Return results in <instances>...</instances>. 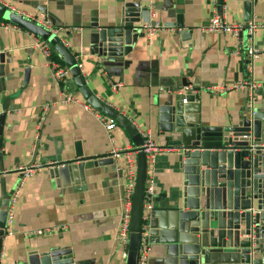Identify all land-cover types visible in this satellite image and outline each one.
I'll return each instance as SVG.
<instances>
[{
    "label": "crops",
    "instance_id": "obj_1",
    "mask_svg": "<svg viewBox=\"0 0 264 264\" xmlns=\"http://www.w3.org/2000/svg\"><path fill=\"white\" fill-rule=\"evenodd\" d=\"M172 1L183 29L190 33L187 39L174 34L175 19L160 10L162 0H0L7 9L30 18L45 15L50 28L75 55L91 91L126 115L143 140L148 133L158 148L165 149L151 164L156 193L151 218L145 223L152 231L146 242L148 264H173L164 255L160 239L166 238L172 224L173 196L180 186L177 154L170 148L173 142L159 132V105L171 95L179 98L193 93L202 120L223 125L237 117L247 102V91L223 90L219 85L264 80V25L254 35L257 55L251 72L243 52L244 33L241 55L234 57L231 52L239 45L232 36L202 30L213 9L227 22L246 23V1L250 2L248 21L264 24V0H222L219 8L217 0L215 4L213 0ZM130 2L149 8L137 24L139 33L132 36L130 45L123 46L122 56L99 55L98 35L91 24L97 23L99 29L118 24L124 5ZM145 23H158L160 28L148 36L141 28ZM36 41L45 42L0 18L6 93L20 92L10 101L14 108L7 111L1 133L0 178L16 197L13 230L3 237L0 264H29L28 254L49 246L70 249L74 264H126L127 250L125 253L115 239L123 190L118 167L128 154L136 163L135 147L120 126L105 129L98 118L104 115L84 101L72 77L68 86L79 101L63 103L61 87ZM26 68L28 81L20 90ZM111 83L116 84L115 89ZM183 83L190 90L180 94ZM77 140L86 159L84 181L80 188L58 187L50 180L48 168L51 163L75 160ZM113 151L123 153L116 165L92 164ZM28 165L36 169L24 177L19 168Z\"/></svg>",
    "mask_w": 264,
    "mask_h": 264
},
{
    "label": "water",
    "instance_id": "obj_2",
    "mask_svg": "<svg viewBox=\"0 0 264 264\" xmlns=\"http://www.w3.org/2000/svg\"><path fill=\"white\" fill-rule=\"evenodd\" d=\"M221 3L222 0H217L218 8ZM244 8L247 22L249 1L244 2ZM160 10L175 19L174 34L187 39L190 33L183 29L182 17L176 13L173 1L162 0ZM148 11L147 6L130 2L124 5L119 23L109 29H99L97 23H92L93 31L98 35V54L122 56L123 46L130 45L132 36L139 33L137 24ZM0 18L28 30L50 45L63 60L84 101L124 129L135 150L139 149L143 139L137 127L126 115L91 91L75 55L59 35L1 3ZM5 63V53L0 51V152L6 113L14 108L10 101L20 94L17 91L6 93ZM28 71V68L24 70L20 90L27 84ZM253 97L252 105L248 106L246 102L237 117L223 125H210L202 120L200 104L193 93L179 98L171 95L158 107L159 132L168 142H173L170 148L177 154L180 174V186L173 196L172 224L166 238L160 239L164 255L173 264H264V80L253 90ZM85 160L77 140L75 160L50 165V180L58 187L80 188L84 181ZM116 162L117 159L109 155L94 159L92 164L116 165ZM118 174L121 176V171L118 170ZM145 179L146 157L140 150L136 153L126 264H137L141 231L150 226L143 227L142 222ZM12 193V190H6L5 179L1 177L0 253ZM151 232L149 229L145 242ZM28 262L74 264L70 249L59 246L33 251L28 254Z\"/></svg>",
    "mask_w": 264,
    "mask_h": 264
},
{
    "label": "built area",
    "instance_id": "obj_3",
    "mask_svg": "<svg viewBox=\"0 0 264 264\" xmlns=\"http://www.w3.org/2000/svg\"><path fill=\"white\" fill-rule=\"evenodd\" d=\"M214 4L216 0H213ZM28 19H32L33 21L37 22L38 24L42 25L46 29H50L51 32L56 33L54 29L50 28L49 21L44 18L45 15L42 14L39 18H30L28 15H24ZM264 24L258 23L255 20H249L246 23H234V22H227L225 21L218 13L213 9L212 15L210 16L208 23L202 27V30L206 33L212 32H223L227 33L236 40L239 46H235V49L232 50L231 54L234 57H238L241 55L242 47H241V40L240 34L244 33L246 39V46L243 50L245 54L246 66L249 72L252 71L253 62L256 58V50L254 47V35L257 29ZM142 30L145 32L146 35L151 36L159 30L160 26L158 23H145L141 25ZM35 45L41 49L44 56L48 59V64L50 65L53 73V77L55 82L61 87V91L63 94V103L69 102H78V97L71 93L69 89V80L71 79V75L69 70L61 66L57 62H53L49 60L50 49L48 48V44L45 42L36 41ZM237 45V44H236ZM258 84L254 83L253 81H242L230 84H220L219 88L223 90H240L245 89L248 93L247 98V105H252L253 102V90ZM111 88L115 89L116 84L111 83ZM187 90H190L189 87L184 86L182 90L179 91L180 94H184ZM185 101V99H183ZM87 108L88 106L85 105ZM99 120L104 123L105 129L110 131L114 128V121L109 119L105 120L104 116H99ZM144 140L142 144L139 146V149H136L134 153L138 151H143L146 157V179L144 185V196H143V212H142V222L143 227L145 223L148 222L150 218V213L152 209V200L156 193L155 181L153 178V173L151 170V164H153L155 156L158 153L163 152L165 149L158 148L153 141H151L150 136L148 133H145ZM264 146V144H262ZM123 155L121 151H113L112 157L115 159ZM53 164V163H51ZM35 165H28L27 167H20L19 170L22 171L24 177H29L35 172ZM118 170L121 171V179L123 181V190H122V197H121V208L119 214V223L118 227L115 230V239L119 245L123 247V251L126 253L127 244H128V237H129V224H130V217H131V206H132V194L135 186L136 180V163L133 155H126V160L123 162L119 167ZM15 193L11 195L9 200V206L6 214L5 220V227H4V235L11 234L13 230V223H14V212H13V204L15 202ZM37 233H41L38 231ZM146 235V231L143 228L141 231L140 237V247L139 253L137 256V264H148V254L149 248L144 241V237Z\"/></svg>",
    "mask_w": 264,
    "mask_h": 264
},
{
    "label": "trees",
    "instance_id": "obj_4",
    "mask_svg": "<svg viewBox=\"0 0 264 264\" xmlns=\"http://www.w3.org/2000/svg\"><path fill=\"white\" fill-rule=\"evenodd\" d=\"M48 48L50 49V54H49V60L53 61V62H57L60 65L65 67V64L63 62V60L59 57V55L54 51V49L48 45Z\"/></svg>",
    "mask_w": 264,
    "mask_h": 264
}]
</instances>
